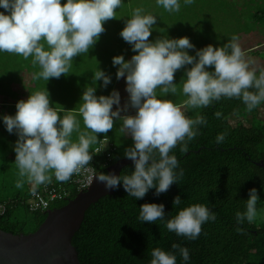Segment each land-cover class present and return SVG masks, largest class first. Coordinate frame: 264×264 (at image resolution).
Here are the masks:
<instances>
[{
	"label": "clouds",
	"instance_id": "9594fccd",
	"mask_svg": "<svg viewBox=\"0 0 264 264\" xmlns=\"http://www.w3.org/2000/svg\"><path fill=\"white\" fill-rule=\"evenodd\" d=\"M194 3L195 0H183L186 6ZM122 4V0H66L63 5L61 0H0V8L4 10L0 11V53L16 54L25 60L31 57L33 65L40 68L32 74L33 80L47 82L49 78L67 75L73 58L88 53L105 31L103 23L116 18L115 9ZM156 4L169 13L181 10V0H156ZM155 23V15L137 7L120 32L137 53L127 61L122 55L112 60L113 66H119L116 78H126L129 101L123 108L118 91L113 90L108 96L95 94L96 81L102 80L107 87L111 78L102 70L93 72V86L86 87L78 109L87 131H81L80 120L71 111L62 118L58 115L50 106L46 88L31 93L26 101H19L14 116L0 118L6 130L10 134L15 131L18 136L14 147L16 188H23L27 181L35 195L39 186L52 182L53 176L59 182L69 181L89 165L90 147L97 143V134L112 130L115 119L122 121L120 132L129 133L134 142V147L124 153L134 162V171L119 176L97 172L95 179L106 190L116 189L122 183L128 196L135 199L143 198L152 188L159 195L170 185L178 184L184 175L177 156L170 154L172 150L179 144L180 151L187 152L188 142L199 134L198 126L207 125L204 116L189 118L182 107L200 109L222 98H236L251 112L264 103V70L257 76L250 67L254 61L245 58L238 36L233 35L222 47L208 45L192 56L186 50L194 45L187 37L150 41ZM186 65L191 68L181 80V94L187 97L181 106L162 97L169 93L177 95L174 74ZM210 67L214 70H207ZM113 105L117 106L115 111ZM129 106L136 110L135 115L122 117L120 113L127 112ZM215 115L219 118L221 113ZM73 133L77 134L75 140ZM226 136V132L218 134L216 143L222 144ZM248 195L246 210L235 213L236 222L241 225L252 224L257 218L260 199L257 190L250 189ZM173 203L178 207L182 201L176 196ZM216 219L206 205L192 204L167 219L165 227L177 236L195 240L202 225ZM138 220L148 223L165 220L164 205H141ZM172 247L179 250L187 264L188 248L177 244ZM151 257L150 264H177L174 253L160 248H154Z\"/></svg>",
	"mask_w": 264,
	"mask_h": 264
},
{
	"label": "trees",
	"instance_id": "16d2710c",
	"mask_svg": "<svg viewBox=\"0 0 264 264\" xmlns=\"http://www.w3.org/2000/svg\"><path fill=\"white\" fill-rule=\"evenodd\" d=\"M65 2L66 0H61L62 5ZM122 2V6L115 9L116 18L103 23L105 31L100 34L99 40L88 53L73 58V73L77 74L78 70L85 66H98L97 62L92 64L84 62L88 54L101 53L109 56L107 54L110 51L105 48L111 41L109 36L116 31L120 34L131 18L133 9L137 7H142L146 14H149L151 7L155 10L153 15L156 16L159 30L153 34L152 42L165 38L164 34L171 28L169 36L166 37L168 39L187 37L190 43L195 45L186 51L189 55L195 56L198 45L204 38L210 36L207 25L200 29L194 28L195 30L187 33L182 30L181 22L177 18L184 9L191 6L184 5L183 0H181V10L177 13L165 11L156 4V0H122ZM0 11L4 10L0 8ZM254 17L259 23H263L260 11L254 12ZM119 38L122 40L120 35ZM225 41L228 42V39ZM215 46L221 47V44L218 42L213 45ZM249 49L250 51L245 52V58L249 59L250 54L256 58V60L252 59L254 63L250 67L253 69L261 62L259 65L264 70V44L255 43L250 45ZM261 54L263 58H258ZM124 56L126 61L132 57V55ZM104 65L111 70H114L113 68L117 70L119 67L111 64L107 66L108 63ZM190 68L191 65H186L174 74L178 83L186 78L185 71ZM207 70L214 69L210 67ZM38 71L40 68L38 65H33L31 57L25 60L16 54L0 53V94L10 100L16 99L14 114L19 101H26L31 93L40 89L43 83L49 84V80L46 82L42 79H32V74ZM259 72L260 70H256L257 76ZM27 76L30 78L28 82H26ZM62 76L67 75L62 74ZM176 80H174L175 84ZM48 89L52 88L46 87L47 91ZM177 89L175 103L182 106L187 97L181 94L180 86ZM50 94V105H57L59 96L66 99L63 92L54 93V96L51 94L52 99ZM182 108L186 109V107ZM127 112L129 115H135L136 110H131L129 106ZM216 112L221 113L219 118L216 117ZM188 115L192 119L198 115L204 116L207 125L198 126L199 134L188 142L187 152H181L178 144L170 153L177 156L180 168L184 170L182 179L159 195L156 194L155 188L149 189L141 199L128 196L121 183L114 189L113 194L103 196L91 204L72 238V244L76 248L81 264H150L151 251L154 248L174 253L177 256V264H184L179 250L174 249L173 244L188 248L190 259L187 264H264V222L261 216L257 215L252 224L245 222L241 225L235 219L237 211L246 210L250 189L257 190L260 198L257 206L264 202V103L249 112L241 100L222 98L206 108L188 109ZM225 132L227 133L225 141L217 144L216 136ZM102 137H97L94 146ZM108 140L116 146V149L109 151V158L105 152L96 156L95 168L98 173L107 174L106 169L109 165L125 157L118 154L116 142L109 138ZM258 163H262L263 166ZM132 171L134 164H129L122 168L120 175L130 174ZM45 186L62 187L68 191L71 199L78 194L70 180L59 182L54 176L51 183L39 186L36 193L41 192ZM31 187L28 183L27 189L23 192L0 198V206L3 207V210L0 209V229L13 234H26L35 231L45 219V212L29 210L28 202L34 196ZM176 196L182 201L178 207L173 203ZM66 203L62 199L52 205L61 207ZM145 203L163 204L165 220L154 223L139 221V208ZM192 204L206 205L216 214L217 219L203 224L201 234L195 240L169 232L165 227L166 220ZM28 213L33 214L32 228H26Z\"/></svg>",
	"mask_w": 264,
	"mask_h": 264
},
{
	"label": "rangeland",
	"instance_id": "374dc122",
	"mask_svg": "<svg viewBox=\"0 0 264 264\" xmlns=\"http://www.w3.org/2000/svg\"><path fill=\"white\" fill-rule=\"evenodd\" d=\"M154 11V8L151 7L149 14H154ZM256 11H260V16L263 20V23H259V21H257L254 17V12ZM177 19L181 22V28L185 33L191 32L195 29L204 28L207 25L210 36L204 38L201 41V43L197 47V50L203 49L208 45L213 46L218 42L221 44L222 47L224 44L227 43L225 39H228L229 41L233 35L239 37L238 43L240 44L244 52H248V48L252 44H264V0H195V3L192 4L189 8L184 9L181 16H179ZM170 29L167 30V33L164 34L165 37L169 36ZM157 30H159V26L155 23V25H153L152 33L149 36L150 41L154 40L152 39V36L153 34L157 33ZM119 35L120 34L117 31L113 32L112 35L109 36L111 38V41L105 46V48L110 51V53L107 52L109 54H106L112 57L109 60L110 62L111 60H113V56L115 57L122 55L123 57H125L124 55L133 56L137 54L133 52L132 45L124 41L123 38L122 40H120ZM117 38H119V40H117ZM173 39L178 38L175 37ZM121 44L122 46L120 47ZM254 53L255 51L253 52V54ZM88 55L89 56L87 57L86 55L84 59L85 63L92 64L95 63L96 60H99V63L103 65L110 58L109 56H104L101 53ZM259 57L263 58V54L259 55L258 58ZM95 70V66H93L92 72H94ZM79 77L82 78L84 81L88 80L84 83V86H89L92 83L91 79L89 80L90 76L88 74H84ZM56 79H59V84L43 83L42 85H40V88L50 87L54 91H56L58 86L62 89L66 88L67 84L70 82V80H72L67 76H62V78H54V81ZM176 79L177 77H174V80ZM29 80L30 78L29 76H27L26 82H28ZM176 84L177 87L180 86L182 88V82L178 83L177 81ZM73 88L76 89V94L78 96L81 86L76 84ZM170 94L171 93L167 94L165 97L162 98L172 100L175 103L177 98L174 95ZM157 95H160L159 89L157 90ZM57 105L64 108L67 105V100L64 99L63 96H59ZM182 110L185 111V114L189 117L188 108H182ZM60 114L63 117V115H67L69 113L63 112ZM74 115L77 117V119L80 120V123H83V119L79 114ZM121 125L122 121L114 119V128L112 131V133H114L110 136L118 146V154L124 157L125 151L129 148L134 147V142L129 133L120 132ZM102 134L103 133L97 134V137L101 136ZM4 139L5 132H3L2 128H0V198H5V196H13L17 195L18 193H21L23 192V190L27 189L28 184V182L25 181L23 188L18 189L15 187V182L18 179V169L15 164V160L11 161L9 158H7V154H9L7 147L11 144L13 146L14 144L13 142H10V144H8L7 142L5 144ZM90 150H92V147L90 148ZM14 152H11V154H14ZM256 207L257 215H260L262 221L264 222V202L263 204H259ZM32 216L33 214L30 213H28V215L26 216V219L28 220L26 228H32L34 226Z\"/></svg>",
	"mask_w": 264,
	"mask_h": 264
},
{
	"label": "water",
	"instance_id": "95a60500",
	"mask_svg": "<svg viewBox=\"0 0 264 264\" xmlns=\"http://www.w3.org/2000/svg\"><path fill=\"white\" fill-rule=\"evenodd\" d=\"M129 164L134 162L120 158L107 167V174L119 176ZM113 192L114 189L106 190L94 177L87 189L79 191L65 205L47 210L35 231L13 234L0 229V264H81L72 238L89 206Z\"/></svg>",
	"mask_w": 264,
	"mask_h": 264
},
{
	"label": "crops",
	"instance_id": "0c3cea01",
	"mask_svg": "<svg viewBox=\"0 0 264 264\" xmlns=\"http://www.w3.org/2000/svg\"><path fill=\"white\" fill-rule=\"evenodd\" d=\"M248 51H250L249 48H248ZM248 58L251 59V60L252 59L256 60V58H254V55H251V54L249 55ZM109 60L110 59H108L105 62V63H108L107 66H109L110 64L113 65V63L110 62ZM95 62L99 63V60L98 61L96 60ZM99 64H98L97 67L95 66V69L102 70V71L105 72L106 75L110 76L111 83L108 84L107 87H104L102 80L96 81V84H95V87H96V95L98 97L101 96V95L108 96V95L111 94V92L113 90L118 91L120 93V107L123 108L124 105L127 104L128 101H129V94L126 91V87H127L126 78L121 77L119 80L116 78V72L118 70V67H117V70H116V68H113L114 70H111V69H108L107 67H105L104 64L103 65H101V64L99 65ZM259 64H261V62H259L258 64H256L253 67V69H255L257 71L262 70ZM93 66L94 65H92V66L90 65V66H85L83 68H80L78 70V73L77 74L75 72L73 73L74 68L72 67L70 69V73L67 74V77L69 76V78H71L72 80H70V82L67 84V87L66 88H63L62 89V88H59V86H58L56 91H54L53 89H48L49 94L51 93V94H53V96H54V93L56 94L57 92H63V94L66 95L67 105L64 108H62L61 106H58L56 104L50 105L51 107H53L54 109H56L58 111V115L61 118H62V115L60 113H63V112L71 111V114H76V115L79 114L78 113V109H79L80 104L82 103L81 97H82L83 92L86 90V87H88V86H84V83L86 81H88V80L84 81L82 78H80L78 76V74L80 73V76H82L84 74H88L89 76L92 75L89 78V80L91 79V81H92V78H93V75H94V73L92 72ZM52 83L53 84H59L60 81H59V79H56L54 81V77L53 78H49V84H52ZM76 84H78V85L81 86L80 92H79L78 96L76 94V89L73 88V87H75ZM89 86H93V84L91 83ZM43 89L44 88H40L38 90H43ZM51 94H50V97L52 99L53 96H51ZM7 98L8 97H5L4 95L0 94V118H2L5 115H12V116H14L16 114V113L14 114V112H13V110H14L13 107L15 106V102L14 101L16 99L10 100V99H7ZM116 107H117L116 105H113V111L116 110ZM130 109L131 110H135V109H133L131 107H130ZM120 115L123 117V116L129 115V114H128V112H123L122 111L120 113ZM80 126H81V131H87V129L84 128L83 123H80ZM0 128H2V131L5 132V139H4L5 144L7 142H8V144H10V142L11 143L13 142V144H14L13 146L11 144L10 146L7 147L8 153H9V154L6 153L7 154V158H9L11 161L12 160H15L16 154H15V152H14L13 149L15 147L16 141L18 140V136L15 133V131L10 134L6 130V127L3 124V120L2 119H0ZM113 128H114V126H113ZM112 131H113V129L110 130L108 133H106V134H108V136L105 135V134H103V135H101L99 137H102V136L103 137H107V138H109L112 141V138L110 136L111 134L114 133V132L112 133ZM76 137H77V134H74L73 133V140H75ZM93 146H94V144L91 147H93ZM10 151L11 152H14V154H11Z\"/></svg>",
	"mask_w": 264,
	"mask_h": 264
},
{
	"label": "built area",
	"instance_id": "2783aa9c",
	"mask_svg": "<svg viewBox=\"0 0 264 264\" xmlns=\"http://www.w3.org/2000/svg\"><path fill=\"white\" fill-rule=\"evenodd\" d=\"M114 149H116V146L113 143H110L107 137H102L99 143L94 146L92 150H90V153L92 154V160L89 165L81 169L78 174H74L70 179V183L74 185L78 192L87 189L93 178L97 175L98 171L95 168L96 156L102 155L105 152L107 157L109 158V151H112ZM67 195L68 191L62 187L57 188L45 186L41 192L36 193L29 200V210L31 212L46 211L49 209L52 203L61 201ZM0 209L3 210V207L0 206Z\"/></svg>",
	"mask_w": 264,
	"mask_h": 264
},
{
	"label": "flooded vegetation",
	"instance_id": "af4514ba",
	"mask_svg": "<svg viewBox=\"0 0 264 264\" xmlns=\"http://www.w3.org/2000/svg\"><path fill=\"white\" fill-rule=\"evenodd\" d=\"M98 174H100V173H98ZM97 174V175H98ZM71 198H69V195H67L64 199H63V201H66V202H68V200H70ZM53 208H57L55 205H52L51 204V208L50 209H53Z\"/></svg>",
	"mask_w": 264,
	"mask_h": 264
}]
</instances>
